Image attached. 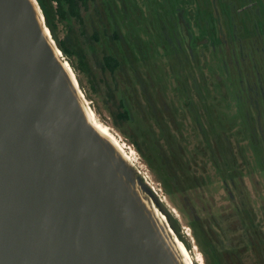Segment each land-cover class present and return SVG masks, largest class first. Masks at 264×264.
<instances>
[{
  "label": "rangeland",
  "instance_id": "1",
  "mask_svg": "<svg viewBox=\"0 0 264 264\" xmlns=\"http://www.w3.org/2000/svg\"><path fill=\"white\" fill-rule=\"evenodd\" d=\"M40 1L85 108L123 143V179L166 216L185 264H264V0H86L79 19Z\"/></svg>",
  "mask_w": 264,
  "mask_h": 264
},
{
  "label": "water",
  "instance_id": "2",
  "mask_svg": "<svg viewBox=\"0 0 264 264\" xmlns=\"http://www.w3.org/2000/svg\"><path fill=\"white\" fill-rule=\"evenodd\" d=\"M29 9L0 0V264H164Z\"/></svg>",
  "mask_w": 264,
  "mask_h": 264
},
{
  "label": "bare ground",
  "instance_id": "3",
  "mask_svg": "<svg viewBox=\"0 0 264 264\" xmlns=\"http://www.w3.org/2000/svg\"><path fill=\"white\" fill-rule=\"evenodd\" d=\"M26 1L29 4L30 14L34 22L37 24L38 28L41 31V34L43 35L44 39L47 42L49 49L51 50L53 60L59 66L62 72V76L68 83V88L71 92L73 99L77 104V109L80 111L83 120L87 125L90 126L94 136L100 141V143H102L103 147L106 144H108L109 146L113 147L117 151V153L124 158V156H126L127 154L124 152V147L121 140L118 139V137L115 135V133L112 132V130L108 125L102 123L99 119L94 118V115L92 114L93 112L91 113L88 109L85 108L86 100L77 90V83L74 80V76L70 67L64 61V58L62 57L60 52L56 49L57 47L55 46L54 41L50 38L49 32L45 29L43 25L44 19H42L43 15L41 16L39 11L35 7L37 4L35 3L36 5H34L32 0H26ZM121 183L123 187L128 186L127 182L123 178L121 180ZM128 192H130L129 196H131L132 200L133 199L136 200V198L138 199V206H136L138 214L141 215L143 218H145L146 216L149 217V218L146 217L145 219L152 226L153 233L161 239L162 238L166 239L165 240L167 244L166 246L168 247L169 250L171 249L173 255L175 254L174 257L175 260L178 262V264H185L186 262L185 250L183 249L182 245H180V243L176 240V238L168 231L167 229L168 227L166 228V224H165L166 220L163 217L164 214L158 210L163 216L160 215V213L156 210L157 207L153 204L151 200L150 201L156 208L150 203V201L147 198L148 196L145 197L143 193H141L140 189H138V187H135L134 185H130V188L128 186ZM151 240L154 241V243H156L155 238L153 239L151 238ZM199 261L200 264H204L201 259H199Z\"/></svg>",
  "mask_w": 264,
  "mask_h": 264
},
{
  "label": "trees",
  "instance_id": "4",
  "mask_svg": "<svg viewBox=\"0 0 264 264\" xmlns=\"http://www.w3.org/2000/svg\"><path fill=\"white\" fill-rule=\"evenodd\" d=\"M39 9L41 10V13L43 15V17L45 18L46 14H44V7L41 3H38V2H41L40 0H35ZM55 4H56V8L57 10H59L60 13L64 12L63 11V8H66V13L69 15V16H73L75 17L76 19H79L80 18V15H79V7L81 4H84L86 0H52ZM44 11V12H43ZM50 27H52V25L49 24ZM52 29V28H51ZM53 31V29H52ZM58 45H59V49L65 53L66 55H70L71 54V50L68 48L65 40L62 41V40H58ZM112 61V58L111 57H105L104 59V68L106 66V68H109L110 70H113L114 66L112 65L111 63Z\"/></svg>",
  "mask_w": 264,
  "mask_h": 264
},
{
  "label": "flooded vegetation",
  "instance_id": "5",
  "mask_svg": "<svg viewBox=\"0 0 264 264\" xmlns=\"http://www.w3.org/2000/svg\"><path fill=\"white\" fill-rule=\"evenodd\" d=\"M120 37V36H119ZM115 39H119L118 37L117 38H115ZM105 57H111L112 58V61H111V63H112V65L114 66V68H113V70H110L109 68V70L112 72V71H114L118 66H119V60L116 58V56H113V55H104L103 56V64H104V59H105ZM102 64V66H103V69H105L106 68V66H105V68H104V65ZM74 76V75H73ZM75 80V79H74ZM73 80V81H74ZM76 82V81H75ZM189 101L187 100V102H184L183 103V105H185V106H187L189 103H188ZM195 103H197V99H196V96H195ZM190 105H192V103H190ZM120 106L122 107V111L120 112L122 115H123V117L125 118V119H127V120H129V118H130V115H129V113H128V111L126 110V107H124L125 105L123 104V102L121 101L120 102ZM190 111H192V109L191 110H189V112ZM195 112H198L197 111V107L195 108V110H194ZM196 131H198V130H196ZM149 200V199H148ZM150 201V200H149ZM150 203L152 204V202L150 201ZM153 205V204H152ZM154 206V205H153ZM155 207V206H154ZM156 208V207H155ZM156 210L158 211V209L156 208ZM159 212V211H158ZM160 213V212H159ZM160 215H162L161 213H160ZM163 216V215H162ZM164 218H165V220H166V216L164 215L163 216Z\"/></svg>",
  "mask_w": 264,
  "mask_h": 264
}]
</instances>
